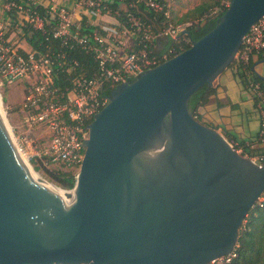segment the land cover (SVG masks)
Listing matches in <instances>:
<instances>
[{"label":"water","instance_id":"obj_1","mask_svg":"<svg viewBox=\"0 0 264 264\" xmlns=\"http://www.w3.org/2000/svg\"><path fill=\"white\" fill-rule=\"evenodd\" d=\"M263 14L264 0H229L187 48L110 89L84 126L72 195L31 175L0 116V264H207L230 252L264 165L191 111Z\"/></svg>","mask_w":264,"mask_h":264},{"label":"built area","instance_id":"obj_2","mask_svg":"<svg viewBox=\"0 0 264 264\" xmlns=\"http://www.w3.org/2000/svg\"><path fill=\"white\" fill-rule=\"evenodd\" d=\"M228 5L219 0L210 15ZM190 24L172 23L162 0H0V88L23 83L22 123L30 129L43 125L48 132L45 145L15 140L27 162L58 165L75 176L88 134L84 126L106 103L109 90L180 52L179 42L190 45L183 33ZM164 39L178 44L154 53ZM263 50L264 14L242 36L234 58L245 66ZM76 52L88 59L74 57ZM84 62L92 66L87 74ZM246 85L258 118L257 138L264 142V89L251 78ZM263 201L264 188L254 205ZM235 256L234 246L207 264H232Z\"/></svg>","mask_w":264,"mask_h":264},{"label":"trees","instance_id":"obj_3","mask_svg":"<svg viewBox=\"0 0 264 264\" xmlns=\"http://www.w3.org/2000/svg\"><path fill=\"white\" fill-rule=\"evenodd\" d=\"M167 2V0H162ZM219 0H212L209 3H200L195 5L193 8L186 11L181 17H174L170 11L171 21L174 24L178 23H191L186 29L189 35H186L190 41L196 40L210 29L213 28L217 18L223 13L224 10L218 12L216 15H210V11L218 4ZM176 41L170 39L161 40L160 46L153 49V52H159L166 50L169 47L177 45ZM181 44V51L187 48L189 45L186 43L179 42ZM261 54V53H259ZM74 57L86 61L88 59L87 54L83 52H76L73 54ZM86 64V74L92 70V66L88 62ZM251 60L248 61L247 65L241 66L239 62L234 58L227 68H231L234 76L237 77L241 85L246 88L247 79L251 78L259 84L262 81L256 78L251 71ZM61 84V81H59ZM262 86V85H261ZM214 89L212 86L206 87L201 95L196 99L195 106L191 111V114L195 119L198 120L197 110L200 106L208 102L210 96L213 94ZM228 141H233L232 138L227 136ZM234 147L240 148V153L246 155L248 158L251 157L248 144L244 142H237ZM256 161H264V156L258 157ZM38 165H34L33 169L37 170ZM49 178L53 180L58 186L66 189H71L74 184L75 176L71 170L64 169L59 166L58 170H46ZM236 256L232 261V264H264V201L261 206L257 204L253 205L247 212L243 219V222L238 230V236L235 243Z\"/></svg>","mask_w":264,"mask_h":264},{"label":"crops","instance_id":"obj_4","mask_svg":"<svg viewBox=\"0 0 264 264\" xmlns=\"http://www.w3.org/2000/svg\"><path fill=\"white\" fill-rule=\"evenodd\" d=\"M160 43L156 45L158 48ZM264 50L251 57V71L263 78L264 89ZM260 80V79H259ZM213 94L207 103L197 110L198 121L214 128L227 140L233 143L248 144L251 159L256 161L264 156V142L257 138L258 118L253 100L248 91L241 85L231 68H225L213 81ZM228 141V140H227ZM237 150L241 151L240 148ZM246 156V155H245Z\"/></svg>","mask_w":264,"mask_h":264},{"label":"rangeland","instance_id":"obj_5","mask_svg":"<svg viewBox=\"0 0 264 264\" xmlns=\"http://www.w3.org/2000/svg\"><path fill=\"white\" fill-rule=\"evenodd\" d=\"M209 3L212 0H167L168 6L174 17H181L186 11L193 8L195 5L200 3ZM23 83L13 82L10 85H6L0 88L1 95V112L5 123L10 129L11 135L20 144L23 139L29 138V140H36L38 144L45 145L48 142V132L43 125H38L34 128H27L22 123L23 113L19 109L21 100V89ZM13 133V134H12ZM36 143V144H37ZM23 147V146H22ZM256 162V161H255ZM30 166L33 169L36 161L29 160ZM37 164V163H36ZM41 166L37 170H34L41 178L47 180L48 182L58 186L53 180H51L46 172V170H58V165ZM60 187V186H58ZM62 188V187H60ZM63 190H69L62 188Z\"/></svg>","mask_w":264,"mask_h":264},{"label":"bare ground","instance_id":"obj_6","mask_svg":"<svg viewBox=\"0 0 264 264\" xmlns=\"http://www.w3.org/2000/svg\"><path fill=\"white\" fill-rule=\"evenodd\" d=\"M1 104V103H0ZM0 107H1V105H0ZM0 116H1V118L3 119V121H4V118H3V114H2V112H1V108H0ZM4 124H5V126H6V128H7V130L10 132V129H9V127L7 126V124L5 123V121H4ZM11 134V133H10ZM13 134V133H12ZM13 139V138H12ZM13 142L15 143V145L17 146V144H16V142H15V140H13ZM17 148H18V146H17ZM18 150H19V148H18ZM19 154H20V157H21V159H22V162H23V164L27 167V169L30 171V173H31V175L33 176V177H36V178H41L35 171H33V169L31 168V166H30V164L27 162V160H26V156H25V154H23L22 153V151L21 150H19ZM43 179V178H42ZM44 180V182H48L47 180H45V179H43ZM47 186L50 188V189H52V190H54V191H56V192H58V193H61V194H67V195H72V191H67V190H63L62 188H60V187H58V186H56V185H54V184H52V183H50V182H48L47 183Z\"/></svg>","mask_w":264,"mask_h":264}]
</instances>
